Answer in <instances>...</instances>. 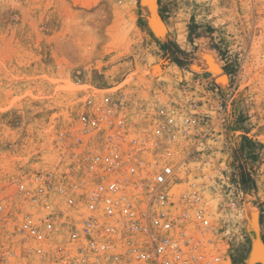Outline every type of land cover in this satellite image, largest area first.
<instances>
[{
	"label": "rangeland",
	"instance_id": "rangeland-1",
	"mask_svg": "<svg viewBox=\"0 0 264 264\" xmlns=\"http://www.w3.org/2000/svg\"><path fill=\"white\" fill-rule=\"evenodd\" d=\"M141 1L0 0V255L16 252L11 264H53L25 250L17 229L28 216L52 217V251L67 246L72 185L88 182L89 159L114 133L86 131L81 117L102 118L106 97L124 155L142 150L161 169L172 153L175 200L202 197L225 264H249L252 239L264 242V0ZM155 14L166 35L150 34ZM193 115L208 117V131L172 141L168 117Z\"/></svg>",
	"mask_w": 264,
	"mask_h": 264
},
{
	"label": "built area",
	"instance_id": "built-area-1",
	"mask_svg": "<svg viewBox=\"0 0 264 264\" xmlns=\"http://www.w3.org/2000/svg\"><path fill=\"white\" fill-rule=\"evenodd\" d=\"M206 80L214 82L210 76ZM99 110L102 118L83 115L81 124L91 132L101 130L104 123L114 133L105 135L103 145L108 151L95 152L89 159L88 182L72 185L73 195L67 205L78 208L79 212L75 218L66 220L71 226L67 246L52 251L50 243L56 232L52 217L35 221L28 216L17 229L23 237L21 242L28 245L25 248L28 254L44 260L52 258L53 264H225L231 261V256L222 253L216 245L217 226L200 207L202 197L189 194L183 196V205L176 202L172 191L178 175L175 161L169 158L172 153L166 155L161 169L148 165L141 157L142 150L138 153L134 148L135 155H124L121 150L126 135L119 131L122 126L116 123L110 98H104ZM207 119V116L193 115L178 121L177 117L170 116L163 129L172 133V141L182 142L191 133L208 131ZM147 167L150 170L147 174L139 173ZM130 186L133 188L129 189ZM61 192L65 191L61 189ZM3 212L4 207L0 205V222ZM16 255L13 251L0 255V264H11L10 258Z\"/></svg>",
	"mask_w": 264,
	"mask_h": 264
},
{
	"label": "bare ground",
	"instance_id": "bare-ground-1",
	"mask_svg": "<svg viewBox=\"0 0 264 264\" xmlns=\"http://www.w3.org/2000/svg\"><path fill=\"white\" fill-rule=\"evenodd\" d=\"M145 3L153 4L154 0H145ZM153 22H155V24L153 25L155 27L156 33L158 34L165 33L164 24L162 22L155 20V19L153 20ZM202 55H203V61H204L203 63H207V65L213 69V73H212L213 77L218 78V80L221 81L222 83L225 82L226 76L222 75L221 65L216 56V53L212 51H205L202 53ZM251 217H252L251 218L252 225L254 224L256 225L258 223L257 217L256 216H251ZM258 263H264V247L260 243L256 242L253 252L251 251V260L249 264H258Z\"/></svg>",
	"mask_w": 264,
	"mask_h": 264
},
{
	"label": "crops",
	"instance_id": "crops-1",
	"mask_svg": "<svg viewBox=\"0 0 264 264\" xmlns=\"http://www.w3.org/2000/svg\"><path fill=\"white\" fill-rule=\"evenodd\" d=\"M141 4L142 5H144L143 4V0L141 1ZM149 7H151V5L150 4H147V5H145L144 6V8H146V9H148ZM153 19H160L164 24H165V26H166V22H164V20H162L161 19V17L158 15V14H155V15H153L152 17H150L148 20H147V23H148V26H149V28H150V30H151V32L152 33H150V34H156L155 33V27H154V25H152V20ZM140 20H143V22H146L145 21V19H144V16L142 15V16H140ZM141 22V21H140ZM166 28H167V26H166ZM166 33H167V31L165 32V35H166ZM156 36V35H155ZM163 36V35H162ZM157 37V36H156ZM174 44H176V43H174ZM176 46H177V48L180 50V51H182V50H185V49H183L182 47H180L179 45H177L176 44ZM173 62V61H172ZM177 67H180L177 63H175V62H173ZM102 89H106V88H102Z\"/></svg>",
	"mask_w": 264,
	"mask_h": 264
},
{
	"label": "water",
	"instance_id": "water-1",
	"mask_svg": "<svg viewBox=\"0 0 264 264\" xmlns=\"http://www.w3.org/2000/svg\"><path fill=\"white\" fill-rule=\"evenodd\" d=\"M256 242L260 243L263 247H264V242L259 238V237H256V238H253L252 239V247H251V251L253 252V249L256 245ZM251 251H250V255H249V260H248V263L250 262L251 260ZM258 264H264V263H258Z\"/></svg>",
	"mask_w": 264,
	"mask_h": 264
},
{
	"label": "trees",
	"instance_id": "trees-1",
	"mask_svg": "<svg viewBox=\"0 0 264 264\" xmlns=\"http://www.w3.org/2000/svg\"><path fill=\"white\" fill-rule=\"evenodd\" d=\"M173 62L177 63L180 67H182V63H180L178 60H173ZM243 180H245V179L243 178Z\"/></svg>",
	"mask_w": 264,
	"mask_h": 264
}]
</instances>
